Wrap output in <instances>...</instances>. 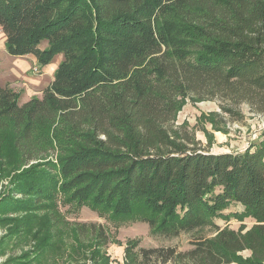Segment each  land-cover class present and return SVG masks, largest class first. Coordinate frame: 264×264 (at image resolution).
<instances>
[{"label": "trees", "instance_id": "16d2710c", "mask_svg": "<svg viewBox=\"0 0 264 264\" xmlns=\"http://www.w3.org/2000/svg\"><path fill=\"white\" fill-rule=\"evenodd\" d=\"M0 30L11 56H32L41 67L62 57L41 98L20 104L0 86V120L11 123L21 157L60 154L20 181L24 204L53 207L61 196L66 206L116 209L167 238L213 226L216 217H250L244 234L215 228L188 251L138 248L123 264H233L243 251L250 257L239 264H264V140L209 153L171 131L190 96L220 100L233 121L241 104L264 117V0H0ZM13 196L0 205L20 211L24 201ZM231 205L243 209L224 214ZM34 219L0 223L13 224V234ZM52 225L34 234L35 251L55 249ZM134 244L124 247L128 257ZM28 258L10 264H33Z\"/></svg>", "mask_w": 264, "mask_h": 264}, {"label": "rangeland", "instance_id": "374dc122", "mask_svg": "<svg viewBox=\"0 0 264 264\" xmlns=\"http://www.w3.org/2000/svg\"><path fill=\"white\" fill-rule=\"evenodd\" d=\"M44 47L45 44L40 46V48ZM16 58V56H11L5 50L0 49V71L18 66ZM61 59V56L54 57L48 66L60 62ZM34 65H37L38 68L41 67L38 62ZM44 67H41V70ZM48 70L44 71V78L42 77L45 81L51 77ZM11 86L13 87L11 89L19 95L20 102V99L23 98L21 86L17 83H12ZM36 97L41 98L42 93ZM220 105H222L220 100L202 101L191 96L181 99L179 111L172 123V133L176 132L179 135L178 139L183 135H189L199 150L209 153L241 152L256 141L264 140V117L249 112L247 105L241 104L239 110L242 118L233 121L223 114ZM14 136L11 123L8 120L3 122L0 120V203L3 204V199L9 194L14 195L13 200L24 201L22 202L23 209L21 208L20 211L13 210L14 202H8V205L13 204V206L7 210H4L8 206L7 204L4 207L0 205V219L18 216L25 221L35 218L36 222L31 226L32 229L23 227L19 233L13 232V234L9 231L13 228V224L0 223V264H10V259L20 258L21 255H29L28 260L30 259V263L33 264H51V262L52 264H116V262L123 264L125 259L129 261L132 258L136 259L133 252H137L138 248L171 247L175 248L177 252H185L192 249L191 243L196 239L213 238L216 234L215 228L220 230L227 228L244 234L253 225V220L250 217H245L242 220L235 218L223 220L216 217L213 220V226L208 225L198 231L181 233L178 237L167 238L154 235L148 224L136 218L131 219L130 215L128 217L121 215L116 209L99 213L86 206L80 208L76 204H73V207L66 206L62 203L61 196L56 206L53 207L48 205L36 207L35 204H24L29 197L25 200L26 197L19 194L21 185L28 182L27 177L38 171L37 164L47 160L55 161L60 154H56V157L53 158L49 151L39 159L27 160L16 151ZM184 141L186 140L184 139ZM188 146L191 147L192 144H188ZM38 152H34L35 157H38ZM31 179L35 181L33 183L40 184L36 176H32ZM21 180L23 183L20 184ZM61 184L62 181L59 182V188ZM242 209L239 205H231L223 213L241 212ZM43 222L55 225L51 227L53 235L50 240L55 249L43 252L45 248H42L35 251L38 238H35L34 234L37 233ZM99 229H103L107 237L105 246L99 243ZM43 230L42 228V234H45L46 232ZM127 243L137 245L136 248L135 246L130 248L129 257L124 252ZM238 256L240 259L233 264H239L248 259L250 252L243 251ZM136 262L133 264H138L139 260ZM154 264L162 263L154 262ZM165 264L179 263L168 262Z\"/></svg>", "mask_w": 264, "mask_h": 264}, {"label": "crops", "instance_id": "0c3cea01", "mask_svg": "<svg viewBox=\"0 0 264 264\" xmlns=\"http://www.w3.org/2000/svg\"><path fill=\"white\" fill-rule=\"evenodd\" d=\"M0 49L6 51L5 36L1 30H0ZM16 57H17L16 63H18V66L10 67L5 71H0V86L2 87L8 86L9 88H13L11 86L12 83L14 84L17 83L19 86H21L22 93L19 91L18 93H21L22 94L21 96H23V98L20 99L19 103L23 104L28 100H30L32 97L34 96L36 97L43 92V90L52 81L53 74L59 62L53 63L50 66L47 65L46 67L42 68L43 70H41L40 67L38 68V73H35V75H33L34 73L33 69L37 67V65H34L37 63L34 61L36 59L29 55L16 56ZM46 69L49 71V73H51V77H49V80L47 81L43 79L44 78L43 76L45 75L44 71Z\"/></svg>", "mask_w": 264, "mask_h": 264}, {"label": "built area", "instance_id": "2783aa9c", "mask_svg": "<svg viewBox=\"0 0 264 264\" xmlns=\"http://www.w3.org/2000/svg\"><path fill=\"white\" fill-rule=\"evenodd\" d=\"M34 73H38V67L33 69Z\"/></svg>", "mask_w": 264, "mask_h": 264}]
</instances>
